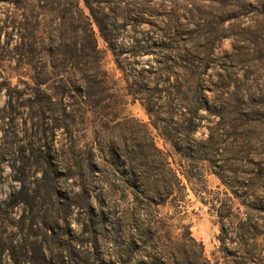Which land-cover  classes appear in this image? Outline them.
Instances as JSON below:
<instances>
[{"label": "rangeland", "instance_id": "374dc122", "mask_svg": "<svg viewBox=\"0 0 264 264\" xmlns=\"http://www.w3.org/2000/svg\"><path fill=\"white\" fill-rule=\"evenodd\" d=\"M87 1L0 0V264H264V0Z\"/></svg>", "mask_w": 264, "mask_h": 264}, {"label": "trees", "instance_id": "16d2710c", "mask_svg": "<svg viewBox=\"0 0 264 264\" xmlns=\"http://www.w3.org/2000/svg\"><path fill=\"white\" fill-rule=\"evenodd\" d=\"M82 1L84 6L86 7V9L88 10L89 12V16H84L83 15V12L81 11V9H79L78 5H79V2ZM74 5L76 7V9L82 14V18L86 24V27H87V30H88V33H89V36L90 38L92 39V41L94 42V33H93V30H92V26H91V20L93 21V23L96 25V27L98 28L99 30V33L101 35V37L105 40V41H108V38L105 34V28H103V26L101 25V22L100 20L95 16L94 14V11L92 10L89 2L87 0H74ZM92 52L95 54L97 51H96V46H95V42L93 43L92 45ZM57 66L59 67V64H57ZM100 66H99V61L94 63V67H93V71L97 72L98 75L101 76L100 78V81H99V85L101 87H103L104 85H106V81L108 80L107 78V75L103 72H100ZM131 91H134V90H131ZM132 95V94H131ZM140 99V98H139ZM143 107L148 115L149 118H152L153 115H155V112L153 110V104H149L148 107H146V105L144 106L143 104ZM194 119V118H192ZM177 179V178H176ZM199 246V257L203 260L204 264H210L208 260H206L203 255H202V251H201V247L200 245Z\"/></svg>", "mask_w": 264, "mask_h": 264}]
</instances>
